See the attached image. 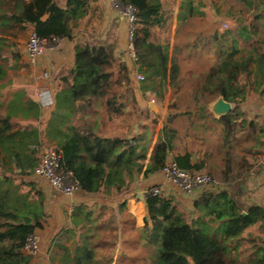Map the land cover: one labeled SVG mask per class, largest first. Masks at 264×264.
<instances>
[{
	"label": "trees",
	"instance_id": "16d2710c",
	"mask_svg": "<svg viewBox=\"0 0 264 264\" xmlns=\"http://www.w3.org/2000/svg\"><path fill=\"white\" fill-rule=\"evenodd\" d=\"M122 1L137 7L135 44L139 58L134 62L137 69L143 71L152 83L160 77L162 86L169 79L175 84L179 63L176 57H170L169 44L155 32L165 22L162 0ZM246 1L252 5L254 0ZM188 7V16H192L195 12L192 3ZM88 11V0H66L64 6L56 0H0V79L8 75L6 65L1 61L4 59L1 51L6 49L3 40L12 29L17 26L25 29L32 24L41 37L72 39ZM235 51L192 78L198 93L223 96L237 109L220 117L207 112L198 117L189 112V124L184 129L186 137L193 139V132L205 131L210 135L204 141L216 144L213 136L221 127L228 143L235 119L244 113L241 103L247 99L252 82L253 56L236 58ZM15 57L19 58V54ZM262 66L264 83V60ZM132 78L131 65L116 55L114 43H97L91 38L77 43L72 65L63 75V79L72 85L74 100L82 102L84 107L101 108L108 120L125 113L126 95L137 101ZM3 85L0 83V87ZM23 100L24 91L20 88L10 89L7 93L0 89V133L19 132L12 120L23 114ZM172 121L173 118L169 117V123L163 125L149 157L152 137L148 132L133 134L130 129L124 135H108L102 132L103 117L86 122L71 138L48 135L61 149L62 167L72 171L82 190L91 194L100 191L120 193L128 190L138 175L161 171L171 158L191 173L201 172L211 164L206 157L195 160V151H176L179 139L186 140V143L189 139L184 138V134L181 136ZM6 163L0 159V264H29L32 255L26 254L23 247L27 237L36 233L47 220L45 194L38 190L32 199L31 193L21 191L15 177L7 171L32 174L38 163L37 149L18 154L16 169L6 168ZM146 204L149 216L155 222V231L160 228L155 239L160 243L157 264H191V261L193 264H229L230 240L240 237L249 225L264 218V208L255 204L243 207L227 189L199 193L193 200L197 217L191 220L178 212L173 199L164 194H148ZM83 210L82 206L77 208V211ZM244 210L246 214H243ZM219 229H223L221 234ZM80 255L77 264H82V258L91 256L85 242ZM257 259L254 264H264V255Z\"/></svg>",
	"mask_w": 264,
	"mask_h": 264
},
{
	"label": "crops",
	"instance_id": "0c3cea01",
	"mask_svg": "<svg viewBox=\"0 0 264 264\" xmlns=\"http://www.w3.org/2000/svg\"><path fill=\"white\" fill-rule=\"evenodd\" d=\"M56 1L63 6L66 4V0ZM213 1L217 3V0ZM162 2L165 22L161 27H157L155 32L163 42L169 44L170 57L174 56L178 60L175 53L179 52V36H182L181 31L185 29L182 26H186L192 17L188 16L189 3H192L196 11L198 5L205 6L211 0ZM88 3V14L75 30L74 37L62 38L57 48L48 50L42 59L41 67L32 66L28 72H19L10 85L11 89L20 88L24 91L23 114L12 120L19 132L0 133V159L6 160L8 167L12 169L16 168L18 154L38 149L44 140L56 145V140L52 139L49 133L57 137L71 138L86 122H95L102 118L101 108L91 109L84 107L82 102L75 101L71 83L63 79L64 73L72 65L77 43L89 38L97 43H114L116 55L129 62L132 74L137 71V65L127 54V20L114 10L109 0H88ZM33 28L34 25L28 24L25 30ZM15 29H19V26ZM15 29L10 33L13 34ZM11 34L9 35L12 36ZM23 53V58L27 59L25 47ZM41 69L51 72L50 79L41 77ZM179 73L176 84L181 78ZM195 74L198 72L190 75L194 83L192 77ZM176 84L169 81L167 85L170 87ZM42 87H50L53 90V106L40 105L37 94ZM136 96L140 102L141 90L136 89ZM262 96L257 98V102L246 99L241 103L244 113L235 119L228 143L225 142L226 136L219 127L216 144L211 145L204 141L210 134L197 131L193 132V139L183 133L189 142L186 143L183 139V144L176 148V151H195V160L210 157L212 154L217 159L216 171L222 177L219 178L220 188L227 189L243 207L255 204L264 208V94ZM217 98L209 103L202 99L194 100V105L201 108L209 106L207 113L218 117L211 109ZM194 139L201 140L198 141L197 147L194 145ZM155 142L156 138L153 144H150V153ZM41 181L38 190H43L45 206L53 220L44 222L42 227L37 228L40 248L36 255L31 256L29 264H77L84 242L87 243V249L91 250V256L82 258V264H119L120 254L125 258L124 264H157V258L152 259L148 249L141 253L140 248V245L150 241L142 239L141 231L148 230L153 233L156 228L155 222L149 216L144 196L145 191L153 186L162 187V194L173 199L178 212H189L190 220L197 217L193 206L197 195L193 197L185 193L168 180L162 171L138 175L129 189L120 193L100 191L91 194L81 189L72 195H65L54 190L46 179L41 178ZM80 206L84 208L83 211H77ZM67 224L68 227L65 226ZM60 235L66 236L62 242L58 238ZM137 245L138 253L134 249ZM230 245L232 249L229 264H254L257 258L256 250L264 249V218L261 217L249 225L240 237L231 239Z\"/></svg>",
	"mask_w": 264,
	"mask_h": 264
},
{
	"label": "rangeland",
	"instance_id": "374dc122",
	"mask_svg": "<svg viewBox=\"0 0 264 264\" xmlns=\"http://www.w3.org/2000/svg\"><path fill=\"white\" fill-rule=\"evenodd\" d=\"M246 21L247 23H245ZM186 24V26L185 24L182 26V28H185L181 31L182 36H179V52L176 51L175 53L178 57L179 72H181L179 73L181 77L178 80L179 83L168 87L167 84L171 81L169 79L167 86H162L160 77L159 79L156 77V82L152 83L150 79H147L143 71L137 69L136 73L132 74V86L141 90L142 97L140 102L126 95L124 97V99H127L125 113L114 117L112 120H108L104 115L102 116L104 118L103 133L124 135L130 129H132L131 132L133 134L137 133V131H146L152 137L153 142L154 138L158 139L163 125L169 123V117H172L173 121L171 124L177 126L181 136H183L184 129L189 124V116L187 114L191 112V114H196L199 117L202 113L209 110V106H206V108L195 106L194 100L202 99L205 103H209V101L216 98L198 93L195 83L191 81V73L207 71L211 65L220 62L228 54L233 53L234 50H236L234 53L236 58L253 56L251 63L252 82L249 85L247 99L257 102V98L263 97L264 83L262 82L261 69H263L262 61L264 60V0H254L252 5H249L246 0H217V3L211 0L205 6L198 5L191 19ZM30 32L31 30L27 29H15L13 34L8 33V36L3 40L6 49L1 51V55L4 56L1 61L6 65L8 73L7 76L0 79V83H4L0 87L4 93L11 89L10 85L19 72H28L32 69V65L28 60L23 58V50ZM16 54H19V58L15 57ZM138 74H143L145 79L139 80ZM147 85L153 86L148 89ZM233 109H237L235 104H233ZM218 134L219 130L214 135L216 140ZM152 142L150 143L151 145L153 144ZM183 142L182 138L179 139L180 145ZM42 143L55 145L45 140ZM198 144V142H194L196 147ZM209 146L211 147V145ZM38 152L39 150L37 149V156ZM150 154L149 152L148 157ZM206 159L212 166L210 164L201 172L210 174L217 179L222 178L216 171L217 159L212 154L210 157L206 156ZM7 164L4 165L6 168H8ZM0 169H2V166H0ZM7 172H10L15 177V181L20 185L21 191L31 193L32 199L37 196L38 188L41 187V177H36L33 173L21 175L16 172L11 173L9 170ZM182 214L186 219L190 220L189 212H183ZM49 220H53L50 213L45 223L49 222ZM65 226L68 227L69 225ZM157 232H160V228L154 233L148 230L141 231L142 239L150 240L147 244L142 242L143 245H140L141 253L144 249H148L152 259L158 258L160 251V243L155 240L158 235ZM222 232L223 229H219L218 233L221 234ZM63 236L60 235L58 237L59 241L62 242L66 239V236ZM138 247V245L134 247L136 253H138ZM256 254L257 258L262 257L264 249L256 250ZM256 259L254 263H257L258 259L257 261ZM124 261V256L120 254L119 264H124Z\"/></svg>",
	"mask_w": 264,
	"mask_h": 264
},
{
	"label": "built area",
	"instance_id": "2783aa9c",
	"mask_svg": "<svg viewBox=\"0 0 264 264\" xmlns=\"http://www.w3.org/2000/svg\"><path fill=\"white\" fill-rule=\"evenodd\" d=\"M114 10L119 13L128 22V56L136 62L138 52L135 44L136 23L138 20L137 7L132 3H124L122 0H109ZM62 38L53 37L45 38L37 34L33 28L29 34L25 46V52L28 62L34 67H41L42 59L48 50L57 48ZM41 77L50 79L51 72L48 69H41ZM139 80L145 79L143 74L137 75ZM38 101L42 107H50L55 104V96L50 87H42L38 91ZM38 163L34 168L33 174L36 177L46 179L54 190L65 194L72 195L81 190L77 180L73 178V173L66 170L61 165V149L56 145L42 143L39 148ZM264 167V165H263ZM165 177L173 184L178 186L185 193L195 196L204 190L221 189L219 179L205 172H194L182 168L179 164L170 159L161 170ZM148 194H162L161 186L148 188L144 196ZM40 248V237L37 233L27 237L23 250L26 254L36 255Z\"/></svg>",
	"mask_w": 264,
	"mask_h": 264
},
{
	"label": "water",
	"instance_id": "95a60500",
	"mask_svg": "<svg viewBox=\"0 0 264 264\" xmlns=\"http://www.w3.org/2000/svg\"><path fill=\"white\" fill-rule=\"evenodd\" d=\"M212 112L220 117L233 110V103L226 100L223 96H219L212 106ZM246 212H243L245 214Z\"/></svg>",
	"mask_w": 264,
	"mask_h": 264
}]
</instances>
